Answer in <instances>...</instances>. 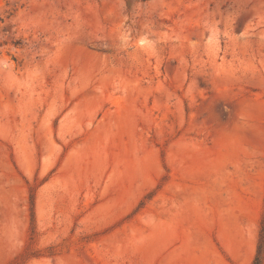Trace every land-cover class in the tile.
<instances>
[{
    "label": "rangeland",
    "instance_id": "rangeland-1",
    "mask_svg": "<svg viewBox=\"0 0 264 264\" xmlns=\"http://www.w3.org/2000/svg\"><path fill=\"white\" fill-rule=\"evenodd\" d=\"M0 264H264V0H0Z\"/></svg>",
    "mask_w": 264,
    "mask_h": 264
},
{
    "label": "bare ground",
    "instance_id": "bare-ground-1",
    "mask_svg": "<svg viewBox=\"0 0 264 264\" xmlns=\"http://www.w3.org/2000/svg\"><path fill=\"white\" fill-rule=\"evenodd\" d=\"M66 47H68V46H66ZM68 49V48H67ZM67 49H66V51H67ZM65 51V52H66ZM64 52V53H65ZM113 70V69H112ZM121 73H122V71L120 70V68H115L114 70H113V73L112 74H114V75H121ZM93 74V73H92ZM93 77V76H92Z\"/></svg>",
    "mask_w": 264,
    "mask_h": 264
},
{
    "label": "trees",
    "instance_id": "trees-1",
    "mask_svg": "<svg viewBox=\"0 0 264 264\" xmlns=\"http://www.w3.org/2000/svg\"><path fill=\"white\" fill-rule=\"evenodd\" d=\"M261 250H262V247L260 246V247H259V251H258V259H257V260H260V258H261V257H260V256H261Z\"/></svg>",
    "mask_w": 264,
    "mask_h": 264
}]
</instances>
